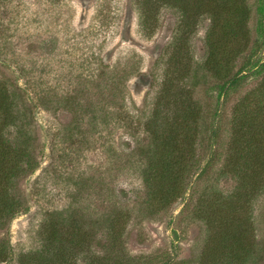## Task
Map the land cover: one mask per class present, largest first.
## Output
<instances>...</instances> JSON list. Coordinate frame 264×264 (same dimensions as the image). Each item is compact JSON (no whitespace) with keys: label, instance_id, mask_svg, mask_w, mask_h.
Here are the masks:
<instances>
[{"label":"rangeland","instance_id":"374dc122","mask_svg":"<svg viewBox=\"0 0 264 264\" xmlns=\"http://www.w3.org/2000/svg\"><path fill=\"white\" fill-rule=\"evenodd\" d=\"M249 5L251 39L237 67L253 70L220 99L225 151L234 107L262 79L254 66L264 59V17L257 0ZM176 21L173 9L162 8L149 35L139 24L137 0H0V83L30 92L18 97L20 129L8 127L7 135L32 130L38 159L37 168L18 180L24 211L0 227V238L11 244L9 259L0 264H23L40 248L50 219L74 246L66 257L89 264L108 250L115 218L122 222L112 257L129 255L140 264H221L217 233L196 216L200 205L212 201L207 195L213 186L229 193L241 184L219 172L221 161L191 202L179 200L166 213L144 203L150 142L144 124L162 85ZM207 26L201 21L190 34L199 61ZM206 81L195 97L211 109L219 95L210 91L214 82ZM248 182L243 185L250 187ZM242 194L233 204L249 230L245 243L253 238L256 245L253 257L232 264H264V191L255 198L249 188Z\"/></svg>","mask_w":264,"mask_h":264},{"label":"trees","instance_id":"16d2710c","mask_svg":"<svg viewBox=\"0 0 264 264\" xmlns=\"http://www.w3.org/2000/svg\"><path fill=\"white\" fill-rule=\"evenodd\" d=\"M257 3L264 17V0ZM162 8L173 9L177 21L173 40L164 54L166 68L157 101L144 124L150 140L143 174L144 203L157 213H166L179 200L191 202L205 175L221 161L219 172L241 184L229 193L213 186L207 195L212 201L208 206L200 205L196 216L204 221L209 232L217 233L221 264L241 261L242 256L246 261L253 257L255 242L252 238L251 243H245L249 230L233 202L246 195L242 192L247 188L253 198L264 191V59L262 65L254 66L262 74L259 85L234 107L226 151L220 141L223 110L220 99H226L253 70L237 67V60L243 57L251 39L252 8L249 0H137L139 24L144 33L155 32ZM201 21H208V26L203 42L205 57L199 61L192 54L190 34ZM209 79L214 82L211 93L219 95L218 104L211 109L204 108L195 97L197 85ZM17 86L11 89L0 83V227L24 211L18 180L38 166L37 140L31 126V131L18 133L14 138L7 135L8 127L20 129L18 97L30 93ZM247 180L250 187L243 185ZM65 214L68 212L60 211L58 215ZM121 219L112 220L108 228L112 237L108 250L97 254L89 264H140L129 255L111 256L116 253L114 245L121 235L117 227ZM55 220L47 221L40 248L29 252L23 264H76L65 255L74 246L67 236L61 237ZM66 220H74L72 225H76L75 219ZM10 254L9 240L0 238V263L7 261Z\"/></svg>","mask_w":264,"mask_h":264}]
</instances>
